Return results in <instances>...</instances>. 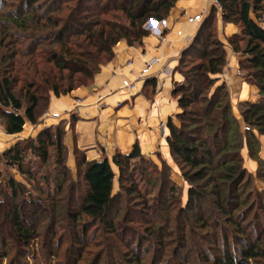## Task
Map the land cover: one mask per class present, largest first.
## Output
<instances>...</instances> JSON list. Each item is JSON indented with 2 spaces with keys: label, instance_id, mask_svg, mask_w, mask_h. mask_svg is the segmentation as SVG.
<instances>
[{
  "label": "trees",
  "instance_id": "1",
  "mask_svg": "<svg viewBox=\"0 0 264 264\" xmlns=\"http://www.w3.org/2000/svg\"><path fill=\"white\" fill-rule=\"evenodd\" d=\"M177 1L0 0V121L5 133H21L25 122L37 125L50 94L59 98L90 85L113 58L118 42L141 46L149 35L145 24L164 21ZM215 1L222 22L239 30L228 44L240 56V74L257 87L259 99L239 104L248 128L242 131L227 87L215 78L227 61L225 46L213 33L217 11L212 7L180 54L176 71L183 82L174 83L172 97L181 111L176 124L167 121L169 153L188 186L185 206L165 161L160 159L158 166L144 158L137 143L128 155L115 153L111 163L105 158L87 161L75 149L77 180L72 181L65 128L49 127L0 155V164L16 170L22 180L7 170L0 174V218L10 225L16 244L25 249L38 238L35 218L55 221L56 198L62 200L68 183L81 189L79 194L68 192L65 210L72 225L81 228L73 239L70 264L79 260L80 245L96 226L102 227L106 235L101 240L110 249L111 238L123 242V264H142L152 247L157 249L152 264H264V161L258 156V136L264 135V0ZM244 146L258 165L255 176L244 167ZM113 168L118 171L116 194ZM255 180L263 186L260 191ZM136 223L140 230L133 227ZM128 234L132 237L126 242ZM189 236L197 241L196 262L184 253L192 250ZM0 241V252L10 251L2 231ZM170 244L178 245L171 251L175 261L166 253ZM144 245L148 249L141 252Z\"/></svg>",
  "mask_w": 264,
  "mask_h": 264
},
{
  "label": "crops",
  "instance_id": "2",
  "mask_svg": "<svg viewBox=\"0 0 264 264\" xmlns=\"http://www.w3.org/2000/svg\"><path fill=\"white\" fill-rule=\"evenodd\" d=\"M213 2L178 0L164 21L151 25L141 46L129 47L125 41L118 42L113 48V59L101 66L89 86L59 98L50 95L42 123L33 126L25 122L22 132L16 135H7L0 129V155L18 140L34 138L44 128L61 125L65 128L63 143L68 152L67 167L73 171L75 149L87 161L105 158L111 163L115 153L128 155L137 143L144 158L156 162V158L161 157L170 161L166 125L169 119L176 124L175 116L181 110L172 97V90L174 83L183 82L176 67L180 54L201 25L188 24L187 19L202 12L205 19L214 7ZM215 9L218 39L226 41L238 34V28L223 23L219 8ZM226 51V67L215 78L219 80L218 85L224 83L227 87L232 113L243 131L245 125L238 106L244 102H258V89L240 74V56ZM258 141V156L264 161V135L258 136ZM241 155L245 169L255 176L258 165L250 159L246 146Z\"/></svg>",
  "mask_w": 264,
  "mask_h": 264
},
{
  "label": "rangeland",
  "instance_id": "3",
  "mask_svg": "<svg viewBox=\"0 0 264 264\" xmlns=\"http://www.w3.org/2000/svg\"><path fill=\"white\" fill-rule=\"evenodd\" d=\"M214 2H215V0H214ZM262 19L264 21V16ZM215 20H216V15H215ZM153 22L154 21H149L144 26V28L149 33H150L151 25L153 24ZM149 23H151L150 27L147 26ZM261 26L264 28V22L261 24ZM215 28H216V22L214 21L212 29H213L214 36H217V28L216 29ZM218 40L225 46V50L227 49V50L232 51L231 47L228 44V39H226V41H223L221 38H219ZM133 47H136V46H133ZM227 53H228V51H226V55H227ZM107 63H105V64H107ZM48 103H49V101H48ZM47 110H48V105H47V108L45 109L42 117L39 119L38 124L42 123V120L47 115ZM0 129H3L1 121H0ZM25 129L27 130L28 128L26 127ZM243 130H245V129H243ZM67 158H68V152H67ZM160 159H162V158L158 157V158H156V162H154V161L153 162L156 163L158 166H160ZM74 160H75V158H74ZM163 161H165V160H163ZM165 163L171 169L172 181L176 185H178L181 189L180 202H181V206L184 207L186 202H187L188 186L183 181L181 174H180V171H179L178 167L175 165V163L173 162L171 156H170V161L169 160L165 161ZM66 164H67V159H66ZM45 169H46V167L41 169L42 174H45ZM6 170L8 171V173H10L14 177L15 180L22 181L21 178L19 177L18 173L16 172V170L6 169L3 164H0V174L2 176L4 175ZM69 172H70L71 180L76 181L77 180L76 169L74 171L69 169ZM113 172H114L113 194H116L118 192V188H119V186H118V171H117V169L113 168ZM0 183H1V177H0ZM69 186L70 185L68 183L64 184L63 193L61 194L62 200H61L60 196H58V198H56L59 200L60 204L57 203L58 206H57V212H55L56 213L55 214V218H56L55 221H52L51 218L47 217V216H45L43 219L42 218L38 219V217L34 219L35 220L34 221V224H35L34 228H35L36 232L39 234V236L37 239L32 240L30 242V245L25 249H24V247L15 243V241L12 238L13 236H12V231L10 230V225L5 220H3V219L1 220V218H0V231H2L3 241L5 242V247L10 249V251H8V252H5V251H3L2 253L0 252L1 253L0 255L7 254L6 258H1V256H0V264H70V262H71L70 259H71V257H73V251H72L73 250L72 245H74L73 239L76 236H78V233L81 232V230H80L81 228H80V226L74 227L72 225L70 219L67 218V215L65 214V210H66V208L68 210V207L66 205L67 201H68V195H69L68 192L70 190L72 191L74 189V194H79L81 189L80 188L76 189L73 187L71 188ZM27 187L30 188L29 186H27ZM255 187L258 191H260L263 186L259 182L256 181ZM153 194L156 195V192H154ZM65 199H66V201H64ZM76 206H77V204L74 203V207H72V208L75 209ZM1 211L3 212L2 209L0 210V212ZM175 214L176 213L174 212L173 215H175ZM50 221L52 223H50ZM173 226H174L173 224H171V223L169 224V228L173 229ZM133 227L135 229L140 230L137 223L134 224ZM116 229H117L119 235L123 234V230L121 231V227H119L117 225ZM186 234H188V233H186ZM103 235H106V234L103 233L101 226H98V227L96 226V227L88 230L87 237L83 239V241L80 245L82 248V253L78 257L79 260H76V264H120V261L123 264V261L121 260L122 259L121 257L124 256V254H125L124 253L125 252V246L123 245V242L120 243L118 240L116 241L115 238H111V240H112L111 242L113 243L114 247H113V249H110L109 245H107L105 242H102L101 237ZM130 237H132V235L128 234V236L124 237L125 238L124 241L127 242ZM189 240H190L189 244L192 246V250H189V251L187 250L184 253L186 255H188V257H190L191 260H194L196 262L199 260L197 253H196L197 241L195 238H193V236H189ZM136 242L137 241H135V243ZM134 246H133V248H134ZM208 246L209 245L206 244V247H208ZM177 248H178V245H173V244L172 245L170 244L169 248H167L166 253L168 254L169 260L175 261L177 259L175 253L171 252L173 249H174V251H176ZM220 248H221V246L217 245V249L219 250ZM143 249H148V247L146 245H144L142 247L141 252H143ZM156 250L157 249L155 247H152L147 252V254L145 256V260L143 261L142 264H152L151 259L153 258L154 254H156ZM51 253H56L57 258H54L52 255H50ZM102 254H103V256H102Z\"/></svg>",
  "mask_w": 264,
  "mask_h": 264
},
{
  "label": "built area",
  "instance_id": "4",
  "mask_svg": "<svg viewBox=\"0 0 264 264\" xmlns=\"http://www.w3.org/2000/svg\"><path fill=\"white\" fill-rule=\"evenodd\" d=\"M213 6H214L215 8H219L218 5H217V3H216V1L213 3ZM203 20H204V13L202 12V13H200V14H198V15L193 16V17H189V18L187 19V23H188V24L202 23ZM124 85H127V84L124 83ZM244 129L247 130L248 128H247V127H244Z\"/></svg>",
  "mask_w": 264,
  "mask_h": 264
},
{
  "label": "water",
  "instance_id": "5",
  "mask_svg": "<svg viewBox=\"0 0 264 264\" xmlns=\"http://www.w3.org/2000/svg\"><path fill=\"white\" fill-rule=\"evenodd\" d=\"M155 24V22H153ZM151 23H149L147 26L150 27Z\"/></svg>",
  "mask_w": 264,
  "mask_h": 264
}]
</instances>
